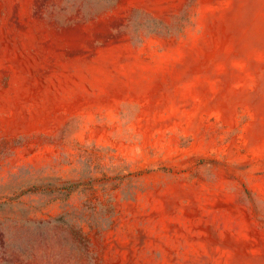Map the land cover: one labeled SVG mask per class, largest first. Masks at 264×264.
<instances>
[{
    "label": "rangeland",
    "instance_id": "obj_1",
    "mask_svg": "<svg viewBox=\"0 0 264 264\" xmlns=\"http://www.w3.org/2000/svg\"><path fill=\"white\" fill-rule=\"evenodd\" d=\"M0 264H264V0H0Z\"/></svg>",
    "mask_w": 264,
    "mask_h": 264
}]
</instances>
